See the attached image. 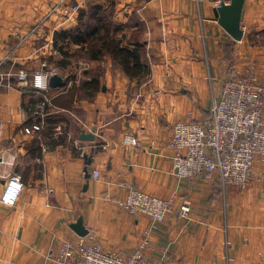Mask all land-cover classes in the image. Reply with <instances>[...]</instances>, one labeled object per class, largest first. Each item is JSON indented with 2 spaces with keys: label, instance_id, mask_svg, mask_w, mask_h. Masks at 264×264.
Wrapping results in <instances>:
<instances>
[{
  "label": "crops",
  "instance_id": "obj_1",
  "mask_svg": "<svg viewBox=\"0 0 264 264\" xmlns=\"http://www.w3.org/2000/svg\"><path fill=\"white\" fill-rule=\"evenodd\" d=\"M229 2L0 0V196L11 175L23 184L14 206L0 203V264H48L46 256L62 241L89 236L124 257L142 250L145 264H264V165L254 167L245 189L223 190L217 177H174L166 148L174 123L208 117L227 75L252 68L264 81V0L244 1L240 42L213 19L214 8ZM88 4H112L126 34L140 32L150 74L137 83L109 58L76 60L67 69L76 75L75 87L98 78L101 91L69 102L73 82L66 85V71L57 69L65 86L50 88L43 129L27 136L22 128L38 121L28 106L42 94L19 88L16 74L24 70L31 78L43 62L54 66L61 58L53 48L55 33L73 30V7ZM81 132L94 140L79 143ZM125 136L139 147L125 145ZM79 147L92 158L88 179ZM121 183L171 200L174 210L188 204L189 213L168 215L147 237L150 221L116 206L126 194ZM78 218L86 238L69 228Z\"/></svg>",
  "mask_w": 264,
  "mask_h": 264
},
{
  "label": "built area",
  "instance_id": "obj_2",
  "mask_svg": "<svg viewBox=\"0 0 264 264\" xmlns=\"http://www.w3.org/2000/svg\"><path fill=\"white\" fill-rule=\"evenodd\" d=\"M78 9L75 6L72 11L77 13ZM57 74V68L47 62H43L41 70L31 78L24 70L16 74L19 88L42 94L38 102L28 106V111L38 121L24 126L23 134L38 136L41 133L50 106L45 96L50 90L49 80ZM208 113L207 118L194 120L188 116L172 126L166 142V148L172 152V174L177 179L211 181L217 177L221 189L241 191L252 177L255 161L264 165V81L257 78L252 68L241 74L227 75ZM123 143L139 147V142L132 136H125ZM98 175L97 171L91 173L93 179ZM120 186L126 194L116 202V206L129 216L147 218L150 221L144 232L147 237L168 215L175 213L178 218H186L189 213L188 204H181L174 210L171 200L147 195L134 184L121 183ZM22 190L20 176L11 175L6 180L0 203L14 206ZM46 260L48 264H145L142 250L124 257L115 251L105 250L91 236L87 241H62L56 251L46 256Z\"/></svg>",
  "mask_w": 264,
  "mask_h": 264
},
{
  "label": "trees",
  "instance_id": "obj_3",
  "mask_svg": "<svg viewBox=\"0 0 264 264\" xmlns=\"http://www.w3.org/2000/svg\"><path fill=\"white\" fill-rule=\"evenodd\" d=\"M126 28L114 19L112 4H88L78 9L73 30L55 33L53 48L61 58L52 61V64L57 69L66 71V85L73 82L74 86L67 92L69 102L73 101L76 94L90 99L101 91L98 78L75 87L76 75L71 69H67L74 67L76 60L93 63L109 58L127 79L137 83L150 74L149 67L142 59L144 46L140 40V32L127 35ZM71 47H77L73 54L69 52Z\"/></svg>",
  "mask_w": 264,
  "mask_h": 264
},
{
  "label": "water",
  "instance_id": "obj_4",
  "mask_svg": "<svg viewBox=\"0 0 264 264\" xmlns=\"http://www.w3.org/2000/svg\"><path fill=\"white\" fill-rule=\"evenodd\" d=\"M245 0H230L228 4L220 3L213 10V19L217 24L230 36L235 42H240L243 37V32L240 26V18L242 13V8ZM65 86L64 81L58 75H54L49 80V87L51 89L63 88ZM104 91V87L102 88ZM94 140L92 134H85L81 132L78 136V142H91ZM78 154L83 158L85 168L83 170L84 178L88 179L90 177L87 167L91 165L92 158L83 152L82 147L78 148ZM71 231L79 238H84L87 236L88 231L84 228L82 223V218L70 225Z\"/></svg>",
  "mask_w": 264,
  "mask_h": 264
},
{
  "label": "rangeland",
  "instance_id": "obj_5",
  "mask_svg": "<svg viewBox=\"0 0 264 264\" xmlns=\"http://www.w3.org/2000/svg\"><path fill=\"white\" fill-rule=\"evenodd\" d=\"M256 75V74H255ZM257 76V78H259V76L258 75H256ZM217 81H214V83H213V89L215 88V91L217 90ZM208 91H209V93H210V87H209V89H208ZM196 93H197V91H196ZM215 98L217 99L218 98V94L215 96ZM260 165H263V164H259L257 161H255V167H256V169L257 168H259L260 167ZM259 166V167H258ZM206 181H209V182H211L210 180H206ZM249 183V182H248ZM138 217H140V218H145V217H143V216H138Z\"/></svg>",
  "mask_w": 264,
  "mask_h": 264
},
{
  "label": "clouds",
  "instance_id": "obj_6",
  "mask_svg": "<svg viewBox=\"0 0 264 264\" xmlns=\"http://www.w3.org/2000/svg\"><path fill=\"white\" fill-rule=\"evenodd\" d=\"M17 187H19V185H17Z\"/></svg>",
  "mask_w": 264,
  "mask_h": 264
}]
</instances>
